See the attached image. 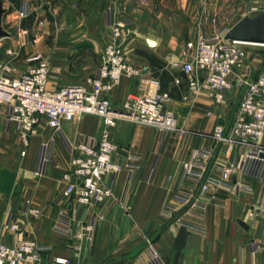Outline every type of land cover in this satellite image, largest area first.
Here are the masks:
<instances>
[{"label":"crops","instance_id":"0c3cea01","mask_svg":"<svg viewBox=\"0 0 264 264\" xmlns=\"http://www.w3.org/2000/svg\"><path fill=\"white\" fill-rule=\"evenodd\" d=\"M255 1L264 3V0H244L247 5ZM98 2L99 16L91 18L96 22L83 30L81 38L68 42L59 40L52 47L43 43L33 47L50 56L49 89L84 83L98 67L104 39L97 36L94 26L102 23V16L106 22L109 18L120 19L121 1ZM216 3L207 0L204 4L215 17L221 9ZM187 5L186 1L182 2L181 8L192 21L197 20L202 3L195 0L189 4V10ZM107 9H110L109 17ZM216 20L215 24L206 23L209 33L232 24L223 23L220 16ZM194 28L192 22L189 30L192 37ZM146 38L153 39L155 45H149ZM138 41L133 45V39L127 43L131 59L143 66L146 75L158 80L161 91L170 92L167 107L175 112L177 124L191 131L182 136L178 132L167 134L159 145L158 133L153 128L118 120L111 133V140L117 145L114 158L125 157L137 166L127 186V170L114 176L113 200L101 207L80 206L71 211L74 229L78 222L94 220L92 232L77 243L53 228L64 206L59 197L63 187L62 173L69 168L71 156L67 141L78 143L87 136H96L101 119L83 114L74 121H64L59 133L48 127L42 118L38 133L31 137L25 154L21 155L23 147L17 131L8 126L6 107L0 104V238L7 243L13 240L12 232L3 229L11 213L20 222L18 236L45 247L39 264H52L54 257L67 258L68 264H149L150 246L159 252L164 264H264V177L252 179L237 175L236 179L249 186V190L235 195L227 187L219 188L212 197L201 198L204 205L201 211L193 209L192 213H183L186 223H174L163 213L166 203H177L181 162L193 148L212 143L209 134L218 116L213 113L206 118L207 111L214 110V106L205 93L190 96L186 101L181 98L186 91L185 77L172 63L179 59L184 43L163 41L157 30L148 32ZM93 51L97 53L94 61L89 58ZM27 52H21L19 71L30 66L23 59ZM174 77L181 79L180 86L173 84ZM137 82V78L123 77L107 94L113 108H120L126 95L136 89ZM204 133L208 135L204 137ZM50 140L53 141L52 160L44 175H35L39 146ZM26 198L30 199L28 207L40 210L38 216L23 212ZM249 209L255 210L254 216L248 215Z\"/></svg>","mask_w":264,"mask_h":264},{"label":"built area","instance_id":"2783aa9c","mask_svg":"<svg viewBox=\"0 0 264 264\" xmlns=\"http://www.w3.org/2000/svg\"><path fill=\"white\" fill-rule=\"evenodd\" d=\"M28 12V0H21L17 16L25 18ZM237 15L236 9H230L224 18L232 24L209 33L205 22L215 23L216 17L203 6L195 23V35L184 42L179 59L172 63L185 77L186 91L181 94L182 100L205 93L214 106V110L206 114L218 116L209 134L212 143L193 148L180 164L177 203H166L162 209L174 223H186L183 213H192L193 209L201 211L204 207L201 198L212 197L221 187L229 188L235 195L249 190V186L236 179L237 175L252 179L264 177V64L259 71L260 56L250 50L254 44L226 38L229 28L240 20L234 22ZM107 24L100 63L94 73L86 77L84 83L57 89L48 88L50 59L41 52L25 53L23 59L30 66L18 70L21 47L28 42L26 30L16 26L8 32V37H0V104L6 107L8 126L17 131L23 147L21 155L25 154L31 137L38 133L42 118L48 127L59 133L64 121H74L83 114L101 119L96 136H87L78 143L67 141L71 156L69 168L62 173L63 187L59 197L64 206L53 228L77 243L92 232L94 220L78 222L74 229L71 211L80 206L101 207L113 200L114 176L127 170V186L137 166L125 157L114 158L117 145L111 140V133L117 121L153 126L160 136L177 128L174 111L166 105L171 100L170 92L161 91L158 80L146 75L143 66L129 55L127 43L137 33L136 28L121 18H109ZM6 39L16 41V45L5 46ZM123 77L137 78L138 82L120 108L115 109L107 94ZM181 83L179 77L173 78L176 87ZM233 99L237 101L236 109L229 118L227 114ZM219 119H223L222 124L218 123ZM52 146V140L40 144L35 175L45 174L52 160ZM29 202L26 198L23 212L38 216L40 210L28 207ZM248 215L254 216L255 210L249 209ZM3 229L12 232L13 240L7 243L0 238V264L41 262L45 247L18 236L21 228L17 217L9 213ZM147 244L150 246L149 240ZM150 251L149 264H164L155 248L150 246ZM68 263L64 257L52 260V264Z\"/></svg>","mask_w":264,"mask_h":264},{"label":"rangeland","instance_id":"374dc122","mask_svg":"<svg viewBox=\"0 0 264 264\" xmlns=\"http://www.w3.org/2000/svg\"><path fill=\"white\" fill-rule=\"evenodd\" d=\"M98 1L99 0H28L29 14L25 18H20L17 16V10L20 6L21 0H2V7L4 10L1 16V25L2 28L7 32L12 31L16 26L20 30L27 31L28 42H26L24 46L21 47V52L23 50H28L29 53L41 52L33 47L39 43H43L44 45L52 47L59 40L60 42H68L71 39L81 38V36L83 35V30L90 27L93 22H96L95 20H92L93 17L99 16ZM117 1H121V19L128 21L137 30V33L131 38V40H134L132 45L134 43H139L138 40H141L144 36L147 35L148 32L151 33L156 30L161 33L163 41H173L174 44L177 43L178 45L192 38V36L189 34V30L192 27V22L195 26L196 20L192 21L189 14L187 15L181 7L182 2L185 3L186 1L188 3L187 7L189 10L191 8V5L189 4L193 3L195 0ZM197 1L202 3V7L205 6L204 4L207 2V0ZM213 1L217 2V8L221 7L219 12H217L216 14V18L217 16H220V20L223 21V23H226L223 14L225 13V11H229L232 8H236L238 11V15L235 18V21L241 16L264 19V3L259 4L258 1H255L247 5L244 0ZM253 7H256V9H252ZM90 10L92 14H90ZM107 10L109 17L110 9ZM207 22L211 23L209 20L205 23ZM215 23H217V20ZM95 26L93 30L97 32V36L100 37L101 35L104 39L105 33L108 29V24L106 22L105 16H102V23L98 22L97 26ZM138 29L140 30L139 34ZM92 36L93 35H90V37ZM12 44L16 45V41H11L8 39L5 40V46H9ZM250 48L264 49V46L252 45L250 46ZM96 55L97 53L93 51L91 54H89V58H92L94 61L96 60ZM1 56L2 49L0 50V57ZM48 57L50 59L49 55ZM258 59L259 58L257 57V60ZM236 103V99H233V104L231 105L230 110L227 114L229 118L236 109ZM174 116L176 117L175 112ZM210 116L212 115L206 114V118ZM131 122L149 126L144 123L134 121ZM149 127L153 128L158 133L157 141L159 145L167 134L178 132L179 135L182 136L184 135V133H188L191 131L188 128L178 125L176 122V129H170L167 133H165L164 136H160V132L158 129L153 126ZM207 135L208 133H204V137Z\"/></svg>","mask_w":264,"mask_h":264},{"label":"water","instance_id":"95a60500","mask_svg":"<svg viewBox=\"0 0 264 264\" xmlns=\"http://www.w3.org/2000/svg\"><path fill=\"white\" fill-rule=\"evenodd\" d=\"M3 10L2 0H0V37H8L9 33L4 30L1 25V16ZM226 38L236 39L250 44L264 45V19L244 16L229 28L226 33ZM146 42L149 45H155V41L151 38H146ZM250 50L258 53L261 57V62L258 69L260 71L262 65L264 64V49L251 48ZM218 123L222 124L223 119H219ZM240 223H244V221H240Z\"/></svg>","mask_w":264,"mask_h":264},{"label":"bare ground","instance_id":"6f19581e","mask_svg":"<svg viewBox=\"0 0 264 264\" xmlns=\"http://www.w3.org/2000/svg\"><path fill=\"white\" fill-rule=\"evenodd\" d=\"M254 45H260V44H254ZM262 46H264V45H262Z\"/></svg>","mask_w":264,"mask_h":264}]
</instances>
